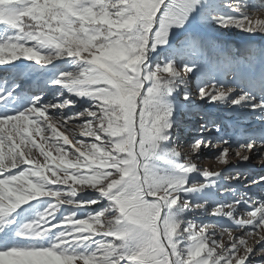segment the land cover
Instances as JSON below:
<instances>
[{
	"label": "snow or ice",
	"instance_id": "obj_1",
	"mask_svg": "<svg viewBox=\"0 0 264 264\" xmlns=\"http://www.w3.org/2000/svg\"><path fill=\"white\" fill-rule=\"evenodd\" d=\"M213 28L248 34L243 56ZM258 34L253 0H0V264H264V197L227 189L211 215L229 224L196 222L221 174L195 161L223 144L227 163L229 140L204 124L182 153L176 132L193 78L200 99L264 121Z\"/></svg>",
	"mask_w": 264,
	"mask_h": 264
},
{
	"label": "rangeland",
	"instance_id": "obj_2",
	"mask_svg": "<svg viewBox=\"0 0 264 264\" xmlns=\"http://www.w3.org/2000/svg\"><path fill=\"white\" fill-rule=\"evenodd\" d=\"M255 3H262L264 0H253ZM209 33L213 39L219 38L220 43L224 46V51L222 54L231 55L234 57H242L244 54V49L249 43L247 35L236 29L224 30L222 32L217 31L215 28L210 29ZM254 43L258 46L264 47V36L259 34L256 37ZM57 63H59L57 61ZM50 67V66H49ZM231 79V77H229ZM197 81L193 78L190 82V90L193 92L192 102L194 107L190 111L181 112L177 119L180 121V126L176 130L180 142L182 153H187L189 151V145L191 142L198 138L200 135L201 125L208 124L209 130H206L203 135L212 137L214 144L215 141L225 138L229 140V153L226 156L227 163L221 162L217 158V154L220 149L224 147L223 144H215L211 148H202L199 155L200 159H196L197 166L200 169H207L213 173H220L218 178V187H213L205 193L206 196L213 197L209 199L206 207L208 209L207 213L201 214L202 210L195 209L194 214L197 223L203 224H221L227 225L228 221L223 220L219 217H214L211 215L212 209L217 206L220 202L226 199H231L230 193L226 192L227 189H235L236 193L249 192L253 198L264 197V183L261 184H250L249 181L256 179L260 176H264V159H262L261 154L264 149H261L260 145L257 144L256 148L249 152L246 149L239 147L240 143L248 142V138L258 137L260 134H264V121L258 118V114L253 113L250 110L237 111L232 107L219 103H209L207 100H202L199 98L196 92ZM67 95V94H66ZM51 99V95L48 96ZM178 99H182L178 97ZM79 107V105H77ZM218 125L220 132L212 130V125ZM74 127V125H69ZM225 126L229 128V131H225ZM59 127V125H58ZM65 131L63 127L60 129ZM70 139H73L72 133H66ZM37 141L40 138L35 137ZM75 139H82L85 143L90 142L91 138L76 136ZM75 143V140H73ZM79 146V145H77ZM47 147V146H45ZM71 153V148L68 149ZM239 153V154H237ZM33 155L36 156L41 163H43V157L39 156V153L33 149ZM53 155L55 156V151L53 150ZM250 156V160L247 162H241L243 156ZM69 158H71L69 156ZM195 159V157H194ZM239 175L242 183H237L232 177ZM194 182L206 183L205 179L198 175L193 174ZM83 195H90L89 193H83ZM94 196V194H92ZM200 202H204L203 200ZM96 207V206H93ZM187 218L191 219L190 214ZM234 234L236 231L234 230ZM228 237L225 236V240ZM249 243H254L253 238H249ZM259 250V245H256ZM256 260L264 259V254L256 255L254 257Z\"/></svg>",
	"mask_w": 264,
	"mask_h": 264
},
{
	"label": "trees",
	"instance_id": "obj_3",
	"mask_svg": "<svg viewBox=\"0 0 264 264\" xmlns=\"http://www.w3.org/2000/svg\"><path fill=\"white\" fill-rule=\"evenodd\" d=\"M224 129H225V131H229V128H228V127H226V126H225V128H224Z\"/></svg>",
	"mask_w": 264,
	"mask_h": 264
}]
</instances>
